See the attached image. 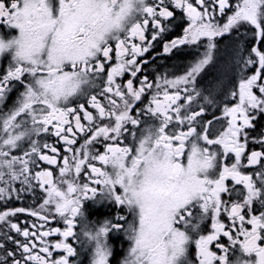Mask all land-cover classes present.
<instances>
[{"label": "snow or ice", "instance_id": "1", "mask_svg": "<svg viewBox=\"0 0 264 264\" xmlns=\"http://www.w3.org/2000/svg\"><path fill=\"white\" fill-rule=\"evenodd\" d=\"M113 260L264 264V0H0V264Z\"/></svg>", "mask_w": 264, "mask_h": 264}, {"label": "flooded vegetation", "instance_id": "2", "mask_svg": "<svg viewBox=\"0 0 264 264\" xmlns=\"http://www.w3.org/2000/svg\"><path fill=\"white\" fill-rule=\"evenodd\" d=\"M177 31H179V30H177ZM169 38H171V37H169ZM173 62H176V58H173L172 60H169V61H161V60H158L157 61V63H165V64H171V63H173ZM151 65L149 66V70H151ZM161 71L163 72L164 71V69L163 68H161ZM10 102V101H9ZM29 200H30V198H29ZM29 201H25V203H28ZM13 206H21V204H20V202L19 201H16V202H14V205ZM117 251L119 252V245H118V242H117ZM116 259H119V255H117V257H116ZM113 264H116V261L115 260H113Z\"/></svg>", "mask_w": 264, "mask_h": 264}]
</instances>
